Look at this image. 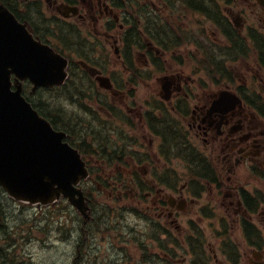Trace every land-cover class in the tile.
<instances>
[{
    "label": "flooded vegetation",
    "instance_id": "obj_1",
    "mask_svg": "<svg viewBox=\"0 0 264 264\" xmlns=\"http://www.w3.org/2000/svg\"><path fill=\"white\" fill-rule=\"evenodd\" d=\"M123 1L2 0L37 38L51 45H56L55 40L51 41L49 34L52 33L53 26L54 30L55 27L58 28L56 32L62 31L66 39L71 38L70 36H81L94 45H100L104 44L109 36L110 42L114 39V43H120V46L116 47L121 61L119 65L126 73L133 75V78L125 79V85L136 83L140 77L144 80V74L150 73L151 67L167 72L158 79L161 83L160 97L163 103L158 107L135 106L132 100L136 98L133 90L126 94L124 86L119 85L120 81L116 77H111L113 87L101 88L113 96H119L128 113L138 114L133 116L151 139L148 149L143 148L145 143H140L139 152L135 149L134 154L119 155L112 161L102 159L105 165H112L117 161L115 166L129 167V182L124 184L115 181L118 186L114 181L109 182V190L103 187V190L98 192L117 203L128 194L122 188H128L135 205L124 204L113 208L101 206V199L88 200L91 214L90 218L83 217L80 224L78 234L81 238L77 239L76 244L72 242L76 239L74 235L65 239L72 242V247L76 248L72 264H78L79 260L84 264L89 236L96 231L116 230L117 227L113 229L110 224L97 222L102 217L99 210L103 215H110L111 211L123 215V211H130L139 215L140 221H144L135 224L133 229L129 228L132 229L129 241L137 240L141 246L140 249L135 247L136 254L131 252L132 257L136 258V264H169L167 246L170 225L175 226L181 237L180 243L184 249L181 253L182 264H264V0H220V7L217 6L216 0H160L157 5L149 0H144L145 4H141L142 0H130L129 17L132 29L142 35V30L136 29L137 13L144 14L146 36L153 38L156 34L154 28H157L158 37L164 41V48L160 47L161 49L153 45V41L147 42L144 48L147 58L143 63L139 61L141 69L136 66V50L131 47L129 50L122 48L121 40L126 29L123 27L124 22H121V10L117 2L121 5ZM137 8H142L143 13ZM182 8L186 17H189V13L193 15L195 12H201L210 23L209 35L204 29H200L202 33H198L206 40L209 38L210 41H207L210 44L206 43L208 46L205 47L198 38L194 43L198 50L202 49L205 57L197 61L187 55V59L194 65L191 72L176 68L175 63L180 67L182 64L174 55L169 57L167 54L168 49L180 44L179 35L185 43L194 42L190 38L194 31L189 24L183 27L180 22L175 23L173 28L170 27ZM164 14L169 16L170 24L162 22L161 17ZM58 43L66 44L63 40ZM71 43L74 44L73 41ZM157 48L162 51L161 61L157 56ZM86 54V57L78 60L81 61L79 66L106 75L103 65H95L98 60L92 58V52ZM149 54L152 58H149ZM165 62H169L168 66ZM143 68L146 71L142 72ZM168 106L180 117L170 118L168 111L171 110H168ZM115 107V104L109 105L108 110ZM132 117L129 116V126H135ZM188 117L190 119L185 128L182 119L186 121ZM154 138L157 139V144ZM176 140L185 144L186 149L182 148L184 150L180 155L185 161L182 173H177L178 181H173L170 188L168 187L169 193L167 187L161 183L165 173L168 177L166 170L169 166L160 164L163 158L159 154V148L176 146ZM154 146L157 147V152L152 149ZM186 150L188 152H183ZM192 150L194 153H190ZM223 172L228 173L225 180L221 175ZM179 178L186 181L180 185ZM217 183H221L222 188ZM205 184L210 185L206 192H212L215 188L211 193H215V197L209 198L220 202L219 208H213L215 216L209 219V224L219 229L222 235L229 227L241 230L242 242L217 238L214 242L209 241L210 249H205L201 245L203 239L192 241L190 236L194 233L192 230L200 232L197 224L187 223L184 227L179 223L181 216L187 214L197 215L202 220L205 215L211 216L206 210L212 208L213 201H201ZM101 186L99 184V187ZM14 203L27 214H30L31 210L37 214L45 209L39 205L16 201ZM0 204L4 206V209L0 206L2 264L7 262L4 254L5 247L9 248V232L6 205L3 201H0ZM53 211L55 212L52 210L48 213L49 217L54 214ZM40 214L42 217L43 212ZM46 217L45 214L42 218ZM213 234L214 237L218 235L217 231ZM15 244L17 243H13V246ZM151 247H156V250ZM80 248H83L82 254ZM74 254L75 251L70 256ZM248 254L247 263H244L243 258ZM250 255L253 258H250Z\"/></svg>",
    "mask_w": 264,
    "mask_h": 264
},
{
    "label": "rangeland",
    "instance_id": "obj_2",
    "mask_svg": "<svg viewBox=\"0 0 264 264\" xmlns=\"http://www.w3.org/2000/svg\"><path fill=\"white\" fill-rule=\"evenodd\" d=\"M153 4H159L160 0H149ZM217 6L220 7V0L215 1ZM141 4H145V1L142 0ZM138 14V13H137ZM154 14V13H153ZM155 16V15H154ZM185 18H184V17ZM189 17L185 16L184 9L182 8L181 12L179 13V16H177L174 19V22H172V25L170 24V21L168 22L169 16H166L165 14L161 17L162 22H168L170 24V27H174L175 23H183V27H186L187 24H189V27L194 31L190 38L194 40L192 43H185L181 36L179 41V45H175L172 48L168 49L169 51L168 56L171 55L175 56V59L179 61L182 65L181 67L178 66L174 61L176 68H179L181 70H185L187 72H191V70L194 69V65L187 59L190 57L191 59L196 58L198 61L199 59L205 57V53L201 50H198L196 45L194 44L196 41V38L200 39L203 43V46H208L206 43L210 44L207 40L202 37L201 34H198L203 31L209 35V27L210 23L207 20V17L201 13V12H195L193 15L189 13ZM141 18V16H140ZM140 28V26H137L136 29ZM58 28L53 26V31L50 35V39L52 41L55 40L56 46L60 47L61 50H64L65 53L68 55L74 57L73 59L76 62V65L81 61L78 62V60L83 59L87 56L86 52H92V58L95 60H98V63L95 65H103V68H106V71L104 72L109 77H116L119 82V85L124 86L123 89L126 94H129L132 90L135 95L134 105L139 107L143 106L144 108H152L158 107L163 105L162 98L160 97V90H161V83L158 80L159 78L163 77L167 74L165 70H162V72L155 67H151L150 70H152L148 74H144L145 79L141 80V77L138 78V81L133 84L125 85V79H127V73L123 70L120 64V59L118 58V54L116 53V47L119 43H114V39L112 36L113 41L110 42L109 36L106 38L104 44L100 45H94L91 43V41H86L85 38H82L81 36L74 38V36H70L69 38L70 43L71 41L74 42L69 45L66 43V45L70 47H66L64 45H60L58 43L59 41V34L56 32ZM200 29H202L200 31ZM175 31V28H174ZM147 32V31H146ZM202 33V32H201ZM81 34V32H80ZM178 36V35H177ZM117 38V36L115 37ZM144 42H151L152 41L148 37H144ZM148 38V39H147ZM177 38V37H176ZM184 40H187L184 38ZM50 41V42H51ZM120 42V41H119ZM52 43V42H51ZM50 44V43H49ZM153 45L157 47H163L162 45L152 43ZM164 48V47H163ZM210 48V47H209ZM208 48V49H209ZM158 49V48H157ZM161 49V48H160ZM159 50L157 56L159 58V61H161L162 51ZM135 60H136V66H138L140 69L142 68L140 65V62L143 63L147 56L145 54V49L142 48L138 50V48L135 49ZM166 51V50H165ZM159 53H161L159 55ZM149 58H152L150 54L148 55ZM139 59V60H138ZM140 61V62H139ZM169 62H165V65L168 66ZM77 78L80 89L85 92V95L80 99V101L77 100V102L74 101V99H71V97H60L59 92L56 91H44L41 90L37 95L30 96L29 99H32L35 104H40L39 100L43 102H49L51 105H59L64 106L66 111H68L69 119H67L68 126H76L75 130L72 129V132L76 136L75 139L77 141H86V144H88L87 149H92V146L95 147L97 150L102 151V149L107 150L110 153H114L115 149L122 148L124 153H126L127 156L134 154L132 151L135 150L136 152H139L140 149V143H145L144 147L149 148V139H151L150 135H147L146 131L141 127L139 124V121L134 117L137 116L135 112H127L125 108V104L123 100L119 96H113L112 93L108 92L107 90H102L99 85L97 84V81L93 78V76L89 73L88 70H84L83 67L77 65ZM146 71V69L143 68L142 72ZM88 71V72H87ZM165 71V72H164ZM26 91H29L31 93V87L26 86ZM28 93V94H29ZM73 98V97H72ZM79 102V103H78ZM116 105L114 108V111L109 113L108 106L109 105ZM37 110L39 109L44 110L42 106H37ZM169 105V104H168ZM168 110H171L170 106H168ZM189 110H191V107L189 106ZM45 111V110H44ZM170 113V118L174 117L177 119V117H180L178 114L173 112L171 110L168 111ZM134 115V116H133ZM44 116V115H43ZM129 116H133L132 122L135 123V126H129ZM46 117V116H44ZM139 117V116H138ZM47 118V117H46ZM190 117L186 119H182L183 124L186 128V125H188ZM181 122V123H182ZM71 123V125H70ZM180 123V124H181ZM77 124V125H76ZM132 124V123H131ZM182 124V125H183ZM131 127V128H130ZM135 127V128H134ZM69 128V127H68ZM183 128V126L181 127ZM60 130H64L62 128H59ZM66 130V129H65ZM79 130V131H78ZM67 131V130H66ZM68 132V131H67ZM69 133V132H68ZM96 134L99 135V140H95L93 137ZM145 136V137H144ZM154 138V142L157 144V139ZM110 140V141H109ZM143 148L141 150H143ZM154 152H157V147H152ZM186 149V148H184ZM181 149V150H184ZM120 151V150H118ZM122 152V151H121ZM188 152V150H186ZM176 153H172L170 155V161L165 160L161 161V165L163 166H173L175 167L179 173H182V170L184 168L183 159L182 156L175 155ZM89 155V156H88ZM179 155H181V152H179ZM97 154H92L87 150L86 158L88 157L92 163H95L94 165L97 170L105 163L102 158L98 157ZM100 160V162H99ZM96 161V162H95ZM117 162V161H116ZM116 162H114L112 165H109L108 167H105L106 171H103V174L105 173L106 179L108 180L107 173L114 172L118 174H124L123 176H126V173L128 172L129 168L126 167H120L115 166ZM98 165V166H97ZM216 167L217 165H213ZM213 167V168H214ZM186 168V165H185ZM218 168V167H216ZM219 170V169H218ZM221 175H223V178L225 180L226 175L228 173L223 172ZM115 178V177H114ZM129 180V176H128ZM127 180V181H128ZM104 181V179H103ZM106 181V180H105ZM126 181V183H127ZM186 179H180V185L185 182ZM109 182V181H108ZM203 184V183H202ZM90 185V184H87ZM204 185V194L201 197L202 202H208L213 201L212 208L207 209V213L211 216L205 215L203 220L198 218L197 215L193 214H187L183 217L181 216V219H179V223L186 227L187 223L195 222L197 227L200 229V236L192 237L194 239H203V242L200 244L204 246L205 249H210L209 241L214 242V239H226V240H232L233 242H236L237 240H240L242 242L243 237L241 230H235L226 228V233L222 235L221 231L219 229L215 228L214 226H211L209 224V219L214 218L215 213L213 212V208H219L220 202L213 200V198L209 197H215L214 189L212 192H206V189L210 186ZM218 186L221 187V183H217ZM118 186V184H117ZM166 188V187H165ZM218 188V189H220ZM93 190V189H92ZM167 191L170 190L166 188ZM128 192V194L118 201L117 203L114 202L112 199L109 200L106 195H101L98 191L93 190L94 196L101 199V203L104 204V206L108 207H120L124 204L128 205H135V202L132 199V196L129 194L128 190H124ZM217 192H221L220 190H216ZM221 199V197L219 198ZM0 201H3L6 205L5 211L7 214V230L9 232L8 242L9 248L5 247V254L6 255V261L2 264H72L74 257L76 256V248L72 247V242L76 244L77 239H80L79 236V229L80 224L83 221V214L80 213V211L76 207L71 208L65 205H62V210H58L54 212V214H50V217L48 216L49 213L48 209H44L43 211H40L37 214H34L31 210L30 214L25 213V211H21L20 207L17 206L16 203H14V200L10 198L5 192H2L0 190ZM100 203V204H101ZM0 206H2L0 204ZM58 207V206H57ZM4 209V206H2ZM197 208V207H196ZM192 211V209H191ZM41 212H45L46 218H41L40 223V216ZM123 215H117L115 212L111 211L110 215H103V212L99 210V214H101L100 223L102 224H110L111 228L114 229V227H117L116 230H111L109 232H101L96 231L93 235L88 237L87 245L86 246V253L87 256L85 258L84 264H136V258L132 257V253L136 254V248L140 249L141 246L139 241H129V238L132 236V229L133 226L137 223H141L144 221L139 220V215L132 214L130 211H123ZM45 215H42V217ZM228 219L230 217L228 216ZM202 220V221H201ZM200 224V226H199ZM131 226V227H128ZM105 227V226H103ZM181 227V226H180ZM129 228H132L129 230ZM211 228V229H210ZM184 232L183 230H181ZM218 233L217 236H213V232ZM169 243H168V259L169 264H182V256L181 253L183 252V247L181 245V237L178 235V230L175 228V226L170 225L169 226ZM195 233V232H194ZM124 234V235H123ZM74 235V239L72 242H68L65 240L66 238L72 237ZM122 235V236H121ZM172 235V238L170 237ZM3 236V235H2ZM205 241V242H204ZM17 243L13 246V243ZM179 242V243H178ZM136 243V244H135ZM198 243V242H197ZM2 244H4V241H2ZM136 247V248H135ZM8 248V250H7ZM81 249V254L83 253V248ZM152 250H156V247H151ZM75 251V254L73 256H70L71 253ZM249 258V254L243 258L244 263H247V259ZM250 258H253L250 255ZM2 260V256L0 257V261ZM78 264H81V260H79ZM159 264V263H157Z\"/></svg>",
    "mask_w": 264,
    "mask_h": 264
},
{
    "label": "water",
    "instance_id": "obj_3",
    "mask_svg": "<svg viewBox=\"0 0 264 264\" xmlns=\"http://www.w3.org/2000/svg\"><path fill=\"white\" fill-rule=\"evenodd\" d=\"M66 67V58L0 5V184L14 198L32 202L48 203L63 194L85 212V200L75 197L89 174L81 154L22 95L21 84L12 88L13 74L30 78L35 89L61 85ZM97 78L111 87L108 77Z\"/></svg>",
    "mask_w": 264,
    "mask_h": 264
},
{
    "label": "trees",
    "instance_id": "obj_4",
    "mask_svg": "<svg viewBox=\"0 0 264 264\" xmlns=\"http://www.w3.org/2000/svg\"><path fill=\"white\" fill-rule=\"evenodd\" d=\"M2 1V0H1ZM127 8V7H126ZM156 31V34L153 36V38L156 39V41L162 45V43H164L163 38L158 37L159 35V31L157 28H154ZM136 41L138 43V46L142 45V39H141V33L139 31L136 32ZM70 83V82H69ZM56 92H59L60 97H66L69 98L71 97V99H74L75 102L80 101V99L85 95V92H83L82 89L79 88V86L77 85V83H70L67 84L66 86H64L63 88H58L56 89ZM44 91H52L51 89L48 90H44ZM73 97V98H72ZM40 104H35V102L33 101L35 107L37 106H42L44 108V110L39 109L40 113L44 116H46L50 122L54 125V127L56 128H62V129H69L68 124H67V119H69L68 111H66V109L64 108V106H59V105H51L49 104V102H43L41 100H39ZM79 103V102H78ZM37 108V107H36ZM67 113V114H66ZM71 125V123H70ZM71 127H73L71 125ZM91 151H93V153H97L95 150H93V148L91 149ZM95 189V188H93Z\"/></svg>",
    "mask_w": 264,
    "mask_h": 264
},
{
    "label": "bare ground",
    "instance_id": "obj_5",
    "mask_svg": "<svg viewBox=\"0 0 264 264\" xmlns=\"http://www.w3.org/2000/svg\"><path fill=\"white\" fill-rule=\"evenodd\" d=\"M137 9L139 10V12L143 13V9L142 8H137ZM175 143H176L177 149H182V148L185 147V144L182 141H180V140H176ZM194 156L197 157V155H194ZM78 189L80 191L79 192H76L75 197H77V198H80L81 197L84 200L97 199V197L94 196L92 189H81V188H78ZM61 195H63V194H61ZM85 205L87 207L86 202H85ZM85 218H90V214L88 212V208L85 210ZM97 222H100V220H97Z\"/></svg>",
    "mask_w": 264,
    "mask_h": 264
}]
</instances>
